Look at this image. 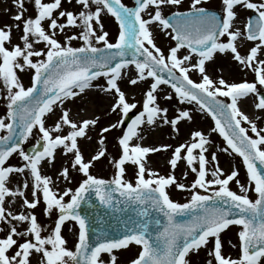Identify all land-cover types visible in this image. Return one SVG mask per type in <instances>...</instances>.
I'll list each match as a JSON object with an SVG mask.
<instances>
[{"label":"snow or ice","instance_id":"6c2138e0","mask_svg":"<svg viewBox=\"0 0 264 264\" xmlns=\"http://www.w3.org/2000/svg\"><path fill=\"white\" fill-rule=\"evenodd\" d=\"M29 2L33 15H25V0H12L17 23L0 26V92L6 103V113L0 115V224L6 225L0 227V264H32L34 254L38 264H118L116 251L131 245L139 250L126 264H192L190 257L201 249L210 257L206 264H264V126L258 124L259 115L250 118L238 106L241 98L251 97L254 109L264 112V0H222L220 14L203 0H188L187 5L185 0H134L133 6L122 0H75L79 11L65 8L62 0ZM238 7L252 13L242 27L236 25ZM103 13L118 25L114 41L104 28ZM153 24L175 42L167 53L155 43ZM13 28L20 32L15 43ZM69 28L79 31L66 34ZM58 33L64 34L63 42ZM240 39L251 42L245 54L238 50ZM73 40L82 43L72 46ZM181 50H186L182 56ZM217 53L251 70L254 81L211 78L206 62ZM130 66L135 75L128 78L129 85L149 78L151 83L143 93L142 109L124 128L125 117L137 107L118 84ZM190 71H197L200 79H192ZM22 72L31 73L30 86L20 79ZM100 77L106 84L94 85ZM161 85L171 89L164 100L172 101L174 93L179 104H194L211 117L210 132L218 133L225 145L218 150L241 159L244 182L234 165L225 174L216 151L210 158L206 155L211 141L201 130H192L174 148L134 142L144 139L141 126L168 125L178 132L180 122L193 119L191 110L179 107L169 117V108L158 103ZM94 87L113 97L109 110L120 115L100 128L99 150L85 161L78 138L90 139L87 131L99 117L74 120L64 105ZM56 108L60 115L47 127L45 117ZM34 129L38 139L28 151L23 145ZM114 129L121 132L120 154L109 158L114 171L104 179L90 168L105 156L104 134ZM58 148L72 158L58 170L57 179L71 183L70 169L82 174L74 188L60 190L42 173V163L52 166ZM169 149L167 175L148 166L149 154ZM13 154L20 157L19 166L7 163ZM180 161L186 164L183 179L189 170L194 174L190 183L174 174ZM127 164L133 166V179L127 178ZM26 174L15 188L8 186L12 175ZM232 181L238 191L230 187ZM29 187L31 199L25 191ZM171 188L187 192L189 198L172 199ZM17 197L22 211L5 207L6 198ZM41 202L46 216L57 213L47 235H42L45 229L34 211ZM69 221L78 228L72 248L62 235ZM20 225L26 227L18 230ZM230 226L237 229V243L227 241L237 248L235 257L223 253L221 234ZM102 254L109 257L107 262Z\"/></svg>","mask_w":264,"mask_h":264},{"label":"rangeland","instance_id":"374dc122","mask_svg":"<svg viewBox=\"0 0 264 264\" xmlns=\"http://www.w3.org/2000/svg\"><path fill=\"white\" fill-rule=\"evenodd\" d=\"M26 7L28 8V12L25 13L26 16L33 15L32 5L29 0H25ZM63 6L67 9L73 11H79V6L75 4V0H72V3L69 4L67 0H62ZM127 6H133L134 0H122ZM188 0H185V5H187ZM203 4L205 7L209 9H215L221 13V6L222 0H203ZM237 19L236 25L242 27V21L246 22L247 17L252 14L251 10H245L242 8H237ZM18 11V9L13 5L12 0H0V26L3 25H14L17 23L12 19V16ZM171 12L169 9H165V15H170ZM102 22L104 24V28L106 31L109 32V39L114 41L115 36L117 35V27L118 25L115 24L113 17L109 14L103 13L102 14ZM151 29L153 35L155 37V43L159 46L165 53L170 46H174L175 42L170 39V37L166 36L164 32H162L159 28L156 27L155 24L151 25ZM13 42H18V36L20 32L13 28ZM79 29L76 28H69L66 29V34H71L72 32H77ZM170 31V30H169ZM64 34L58 33L57 38L63 42ZM241 41V39L239 40ZM238 41V50L241 54H245L251 46V42L242 39V42ZM72 46H80L82 43L79 40H73ZM36 47H43V44L37 45ZM186 50H181L179 55H184ZM195 62V61H193ZM128 71V75L125 76L123 79L118 81L119 86L123 91L126 93V97L128 102L132 103L135 102L137 107L135 109L130 110V112L138 113L142 109V101H143V93L146 89L150 86L151 78L144 82H139L135 86H131L128 84V78L135 75L134 68L130 66ZM206 71L211 78L214 80L218 77H223L225 80L229 82H241L243 80H248L249 82L254 81V73L251 72L249 69L241 68L237 62L231 59L230 55L224 54H215V57L212 61L206 62ZM30 72H22L19 73L20 79L25 84V86H30ZM190 77L194 80H199L200 75L197 71H190ZM93 84L105 85V80L100 77L97 78ZM259 87V86H258ZM167 92H171V89L168 86L161 85V91L158 93V103L161 107H168L169 108V117L171 118L176 114L175 109L179 108H186L191 110L193 115V119L191 121H182L178 124V132H174L170 126L168 125H161L157 127L152 126H141L139 132L140 135L144 137L143 140H137V142L141 143L143 146H157L160 144H171L173 148L178 145L180 142L187 141L189 139L190 132L192 130H201L205 133L206 136L211 141V145L208 148V152L206 155L210 158L211 153L213 151L217 152V157L219 161V165L222 169H224L225 174L231 171V167L234 165L239 169V176L241 182L245 181V170L242 166L241 159L236 155H228L218 150L217 146L220 148L224 147V141L222 137L219 136L218 133L210 132V129L214 127V122L212 121L211 117L206 115L203 112H200L196 109L194 104H179L178 101L174 97L173 93V100L166 101L163 99V95ZM109 98V103L106 105L103 103L104 98ZM243 102H246V106L242 107ZM89 103H93L96 108V115L93 118L99 117L98 123L95 126H90L89 130L87 131V137L83 138V146L80 147L81 152L84 156L85 161L91 159L92 155L95 154L96 151L99 150L98 144V137L100 133V128L108 125L109 123H114L119 118V113H112L110 109L111 103H113V97L110 94H105L101 92L97 88L87 89L85 93L81 94L79 98H73L71 101H66L64 107L70 110V116L72 119H76L79 114L82 113L83 109ZM105 106V110L103 109ZM238 106L244 111L250 118L255 119L257 115L261 117V120L258 121L259 126H264V112H259L258 110L254 109L252 98H241L238 102ZM6 113V103L3 99V92H0V115H5ZM60 115V109H54V114H47L45 117V124L47 127H51L54 125L55 120ZM126 128L125 126H122ZM67 127L64 128V132L66 133ZM3 133H0L2 135ZM121 134L119 129L110 130L108 133H105L106 141L104 147L106 148V154L104 157H101L99 160L93 162V166L90 168V172L97 177L110 179L113 175V167L112 164L109 162L110 157H118L120 154L119 146L117 143V138ZM55 135V133H54ZM38 139L37 130L34 129L33 136H31L27 141H25L23 147L27 149L31 147L32 144L35 143V140ZM82 138H78V142L81 141ZM172 149L169 150H161L157 153H151L148 155L147 159L149 161V167L158 170L161 174L167 175L170 171V166L167 163L168 159L170 158ZM71 154L63 155V149L58 148L55 153V161L52 166H49L46 162L42 163V173L46 175H50L53 179L54 185L63 190L65 187H76L78 183L83 178L82 174L79 172L73 171L70 169V176H71V183H67L62 179H57L58 170L62 166H69L71 162ZM11 165L19 166L22 161L17 154H13L10 157L9 161L7 162ZM127 168V178L133 179V166L131 164L126 165ZM186 170V164L184 161L178 162V166L175 169V175L178 180H183L184 183H190L191 180L194 178V174H192L189 170V175L186 179H183L182 173ZM27 178V174L25 177H20L19 175H12L11 180L13 181L8 186L15 188L17 181H22L23 179ZM230 187L233 190L238 191L237 185L234 181L230 182ZM28 198L31 199L30 195V187L25 190ZM171 198L178 201L184 202L187 198H189V194L185 191L176 190L175 188L169 189ZM67 199V198H66ZM11 201V202H9ZM21 198L17 197L15 200L12 198H6L5 207L9 210H13L15 212L22 211L23 209L20 207L21 205ZM10 206L12 209H10ZM44 205L41 202L40 205L34 210L38 222L41 224L42 228L45 229L42 231V235H47L48 230L54 227V221L57 218V213L53 211L50 216H46L43 212ZM0 227H5L6 225L0 224ZM26 225H20L18 230H22ZM69 227L73 228L72 232H69ZM236 228L230 226L229 229L225 230L221 234V239L223 242V253L225 255H231L235 257L237 255V248L231 247L227 241L231 239L233 243H237V238L235 236ZM78 232V228L74 226V222H66L64 226H62V235L67 240V246L72 248L75 240H76V233ZM4 233H0L2 236ZM212 245L211 243L208 245L210 248ZM138 246L131 245L127 250H118L116 251V255L118 257V264H126L129 258L134 257L138 253ZM102 258L107 262L109 257L107 254H102ZM210 257L207 256V250L201 249L199 255H193L190 257L192 264H206V260ZM32 264H38V258L34 254L32 257Z\"/></svg>","mask_w":264,"mask_h":264},{"label":"bare ground","instance_id":"6f19581e","mask_svg":"<svg viewBox=\"0 0 264 264\" xmlns=\"http://www.w3.org/2000/svg\"><path fill=\"white\" fill-rule=\"evenodd\" d=\"M113 20H114V18H113ZM115 24H116V22H115ZM117 31H118V27H117ZM239 42H242V39ZM103 103L107 105L109 103V98L105 97ZM245 106H246V102H243L242 107H245ZM105 109H106L105 106H103L102 110H105ZM96 113H97V111H96V108L93 105V103H89L88 105L85 106L82 113L79 114L75 120L79 121V120L86 119V118H93L94 115H96ZM134 142H137V140H134ZM83 144L84 143H83V138H82L81 141L78 142V145H80V147H82ZM10 209H12L11 206H10Z\"/></svg>","mask_w":264,"mask_h":264},{"label":"water","instance_id":"95a60500","mask_svg":"<svg viewBox=\"0 0 264 264\" xmlns=\"http://www.w3.org/2000/svg\"><path fill=\"white\" fill-rule=\"evenodd\" d=\"M209 10H213V9H209ZM213 11H216L218 14H220V12L217 11V10H213ZM169 16H170V15H169ZM136 114H137L136 112H130V113L128 114V116L125 117V121H126V123L124 124L125 127L127 126V123H130V122H131V120L135 117ZM27 150H28V151H31V147L28 148ZM82 207H84L83 204H82Z\"/></svg>","mask_w":264,"mask_h":264}]
</instances>
